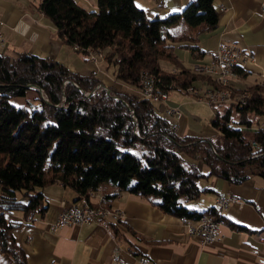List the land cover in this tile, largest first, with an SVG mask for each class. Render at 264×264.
Instances as JSON below:
<instances>
[{"label":"trees","instance_id":"1","mask_svg":"<svg viewBox=\"0 0 264 264\" xmlns=\"http://www.w3.org/2000/svg\"><path fill=\"white\" fill-rule=\"evenodd\" d=\"M214 1L191 0L162 19H148L134 0H97L92 10L75 0H41L38 10L64 45L85 57L104 56L114 81L137 87L146 74L161 92L185 94L202 84L225 89L179 66L167 44L175 41L174 27L214 29L219 20ZM99 85L101 79L82 77L48 58L0 54V252L14 264L27 263L12 236L19 224L7 215L18 213L24 220L43 215L41 189L48 185L60 184L89 200L91 192L110 184L118 193L157 200L164 214L198 219L216 215L215 209L196 213L184 205L203 193L201 179L217 177L230 185L255 175L264 180V87L246 89L245 105L213 106L209 123L217 135L197 140L177 136L150 100L107 93ZM31 90L43 97L23 107L12 104ZM182 154L191 161L188 166ZM198 162L207 174L198 170ZM111 198L105 197V204ZM110 229L119 233L116 223Z\"/></svg>","mask_w":264,"mask_h":264},{"label":"crops","instance_id":"2","mask_svg":"<svg viewBox=\"0 0 264 264\" xmlns=\"http://www.w3.org/2000/svg\"><path fill=\"white\" fill-rule=\"evenodd\" d=\"M40 1L0 0V21L3 23L0 28L3 38L0 54L14 56L26 53L48 58L82 77L92 75L99 78L100 72L104 70L101 77L103 87L135 93V88L127 90L114 81L108 71L105 72L104 60L94 65L87 56L64 45L57 38L50 21L38 10ZM81 1L95 8L97 0ZM190 1L134 0V4L148 19H162L179 13ZM263 2L215 0L219 20L214 29L200 32V27L172 28L175 41L167 44L172 48L179 66L191 70L194 65L210 64L221 44H233L242 53L253 56L254 61L240 63L243 76L238 74L237 80L231 82L232 89L245 91L254 85L263 87L264 14L260 11ZM101 64L104 69L99 67ZM196 87L199 90L211 88L203 84ZM30 92L33 93L30 98L35 100L36 92ZM178 94L184 95L169 93L165 105L178 107L182 114L180 120L176 122L161 113L172 126H177L176 135L197 140L214 138L217 133L210 123L202 129L190 127L186 118L188 112L179 102ZM17 101L18 107L26 105L24 99ZM196 167L203 174L208 173L202 163L198 162ZM198 186L203 191L200 197L191 203L184 202L188 209L196 213L215 209L219 196H231L238 200L224 210L226 226L220 228L216 242L206 246H200L195 238L186 234L179 218L162 213L154 204L157 200L118 193L110 184L102 185L97 191L91 192L92 197H88L93 206L113 208L120 212V222L116 223L117 235L110 229L114 223L98 221L50 231L48 225L55 221L62 203L78 206L81 201V196L74 190L57 183L41 189L46 206L43 215L24 220L21 214L16 213L7 215V218L19 224L12 230V236L24 252L27 264H139L141 257H147L150 264H264V180L255 175L241 185H230L217 177H209L201 179ZM105 197L113 198L107 200L106 204H100L99 199ZM0 264L14 263L8 255L0 252Z\"/></svg>","mask_w":264,"mask_h":264},{"label":"built area","instance_id":"3","mask_svg":"<svg viewBox=\"0 0 264 264\" xmlns=\"http://www.w3.org/2000/svg\"><path fill=\"white\" fill-rule=\"evenodd\" d=\"M260 11L264 14V2L261 4ZM3 23L0 21V28ZM2 46V35L0 32V47ZM96 57H87L88 61L96 64ZM243 61H254L253 56L242 53L235 45L221 44L212 62L203 66H192L191 69H205L213 71V77L216 79H225L226 87H232L233 83L228 81V74L238 73L240 71V63ZM264 87V86H263ZM139 89L143 99H149L154 104L165 103L168 100V94L161 92L156 84H152V77L146 75V80H139ZM244 94V103H234L226 98H222L221 93L218 94H207L199 89L190 88L186 91L185 96L188 99L196 103H204L209 107L217 105H245L250 98L249 93L241 91ZM166 116L172 117L176 122L181 118V112L179 108L175 107H161ZM158 112V111H157ZM159 113V112H158ZM177 126H173L175 131ZM92 197V194L89 195ZM99 202H104L103 198L99 199ZM219 205L223 209L227 210L230 204L237 203L238 200L231 196H219L216 199ZM182 226L185 228L186 234L197 240L200 246H206L216 242L220 232V228L226 226L218 222L217 218L213 216H202L198 219H179ZM102 223H118L120 222V212L114 209L112 217L98 216V213L85 212L81 207L78 206H67L62 203L58 216L55 221L48 225V229L52 232L64 228L66 226H81L90 225L95 222ZM30 241V239H29ZM139 264H150L147 257H141Z\"/></svg>","mask_w":264,"mask_h":264},{"label":"rangeland","instance_id":"4","mask_svg":"<svg viewBox=\"0 0 264 264\" xmlns=\"http://www.w3.org/2000/svg\"><path fill=\"white\" fill-rule=\"evenodd\" d=\"M38 1V0H37ZM76 1V3H78V5H80V6H82L83 8H85L86 10H92V9H94V7L91 5V4H89V6H86L81 0H75ZM2 45H3V38H2ZM0 53H2L1 51H0ZM79 57H80V55H78ZM89 57H96L97 56V54H93V52H90L89 53V55H88ZM81 58V57H80ZM104 60V56L103 57H101V58H97V63L96 64H94V65H97L98 63H99V60ZM104 62V61H103ZM102 62V63H103ZM104 63H106V62H104ZM103 63V64H104ZM103 64H101L99 67H101V68H103L104 69V66H103ZM70 65V64H69ZM71 65H73V64H71ZM105 65V64H104ZM207 65V64H206ZM85 66V65H84ZM73 67V66H72ZM106 65H105V72L106 71H108V75L110 76H112V68H110V69H106ZM162 67L164 68V69H167V70H170V69H172L173 67H172V65L171 64H168V63H162ZM192 71V70H191ZM103 73H104V70L102 71V72H100V75H99V79H101V77H102V75H103ZM144 77H146V74H144V75H142L141 76V79L140 80H142ZM203 77H207V76H203ZM208 79H209V81L212 83V84H215L212 80H211V78H209V77H207ZM235 80H237V79H235ZM234 80V81H235ZM233 81V82H234ZM120 83V82H119ZM120 84H122V83H120ZM127 90L128 89H130V88H132L133 86H130V85H127V84H122ZM133 88H135V93H133V94H135V95H137L139 98H141V99H143L142 98V95H141V92H140V89H139V82H138V85H137V87H133ZM97 89H101V90H106V92L107 93H110V90H112V89H107V88H105V87H103V85H99L98 87H97ZM126 89H124V91H126ZM195 89H197V87L195 88ZM125 93H127V92H125ZM237 94V95H235V94ZM174 94H177V93H174ZM232 94L233 95H231L232 96V100H231V102H234V101H236V99H237V97L238 96H240L242 93H236L234 90H232ZM33 95V93L32 92H30L27 96H26V98L24 99L25 101H28V102H31V103H33L35 100H32L30 97ZM40 97H43L42 96V94L41 93H39L38 94ZM37 95V96H38ZM178 96H179V102L181 103V104H183L184 105V107H185V109L187 110V112H188V114H187V120H188V122H189V125H190V127L191 128H195L196 130L197 129H202L203 127H207V126H209V122H210V120L212 119V117H213V115H214V109L213 108H210L209 106H207V105H205L204 103L202 104V103H196V102H194V101H192V99H188L186 96H185V94L184 95H181V94H178ZM176 98V97H175ZM144 100H149V99H144ZM238 100V99H237ZM18 102L19 101H17V99H15V100H13L12 101V104L14 105V106H17L18 107ZM167 102V101H166ZM166 102L165 103H161V104H159L158 103V106H161V107H166ZM159 108V109H157L158 110V112L159 113H162V114H164V112H163V109L162 108ZM167 107H169V106H167ZM172 108H175V107H172ZM178 108V107H177ZM180 110V109H179ZM223 109H220V111H222ZM182 115V114H181ZM162 116H164V115H162ZM233 117H234V119H235V114H233ZM169 119V118H168ZM212 128V127H211ZM213 129V128H212ZM214 130V129H213ZM215 131V130H214ZM175 132V131H174ZM216 132V131H215ZM181 158L184 160L183 161V164L185 165V166H188V164H190L189 162H191L190 160H188V159H186L187 157L184 155V154H182L181 155ZM205 168V167H204ZM89 198V197H88ZM184 202V201H183ZM191 202H193V201H188V202H186V203H191ZM93 206V205H92ZM111 209H113V208H111Z\"/></svg>","mask_w":264,"mask_h":264},{"label":"bare ground","instance_id":"5","mask_svg":"<svg viewBox=\"0 0 264 264\" xmlns=\"http://www.w3.org/2000/svg\"><path fill=\"white\" fill-rule=\"evenodd\" d=\"M98 56H101V54H97ZM194 66H203V65H194ZM193 73L197 74V75H201V76H207L210 77L211 79L215 80V77H213V71L211 70H205V69H191ZM238 74L237 73H230L228 74V81L229 82H233L235 79H237ZM142 80H146V78H143ZM216 84L224 87L225 89H214V87L212 88H205V90H202L203 92L207 93V94H218L221 93L222 98H226L227 100L231 101L232 100V87H226V83H225V79H216ZM152 84H153V80H152ZM207 86V85H206ZM238 99V100H237ZM236 99V101H234L235 103H244V94H241L240 96H238ZM89 199V198H88ZM215 214L214 215L218 222H220L221 224L225 225L224 223V219H223V212L225 209L222 208L221 205L218 204V202L215 203ZM79 207H81L85 212H89V213H98V216H103V217H112L113 216V212L114 210H103L100 208H96L94 206H91L89 203V200L85 199V198H81L80 201V205ZM212 216V215H209Z\"/></svg>","mask_w":264,"mask_h":264},{"label":"water","instance_id":"6","mask_svg":"<svg viewBox=\"0 0 264 264\" xmlns=\"http://www.w3.org/2000/svg\"><path fill=\"white\" fill-rule=\"evenodd\" d=\"M31 89H34L33 87H31Z\"/></svg>","mask_w":264,"mask_h":264}]
</instances>
